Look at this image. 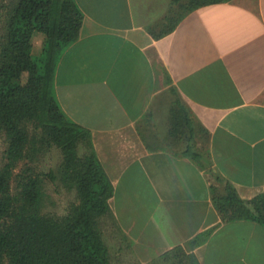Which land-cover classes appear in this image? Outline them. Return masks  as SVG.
Instances as JSON below:
<instances>
[{
	"label": "crops",
	"instance_id": "obj_1",
	"mask_svg": "<svg viewBox=\"0 0 264 264\" xmlns=\"http://www.w3.org/2000/svg\"><path fill=\"white\" fill-rule=\"evenodd\" d=\"M74 2L52 90L112 188L110 263L264 264V225L215 204L264 194V0Z\"/></svg>",
	"mask_w": 264,
	"mask_h": 264
},
{
	"label": "trees",
	"instance_id": "obj_2",
	"mask_svg": "<svg viewBox=\"0 0 264 264\" xmlns=\"http://www.w3.org/2000/svg\"><path fill=\"white\" fill-rule=\"evenodd\" d=\"M8 4L0 41V131L7 139L0 165V264H111L98 218L108 213L112 188L88 133L64 114L52 90L56 56L77 38L82 14L74 0ZM36 32L44 36L37 53ZM52 148L59 162L45 169L39 164ZM47 181L74 193L62 213L44 207ZM215 204L264 225V194L241 200L227 189Z\"/></svg>",
	"mask_w": 264,
	"mask_h": 264
},
{
	"label": "rangeland",
	"instance_id": "obj_3",
	"mask_svg": "<svg viewBox=\"0 0 264 264\" xmlns=\"http://www.w3.org/2000/svg\"><path fill=\"white\" fill-rule=\"evenodd\" d=\"M12 0H0V41H1V33H2V22L3 19L5 18V12L7 10V4L10 5V2ZM38 33V32H36ZM41 48V44L39 47L35 49V52L37 53L39 49ZM6 135L4 132L0 131V165L3 162V151L6 148ZM59 151L57 148H52L48 154H45L40 161V166H43L45 169L48 167L54 168L57 163L59 162ZM22 164V163H21ZM20 164V165H21ZM45 202H44V207L48 208L49 210L55 212V213H62L64 208L69 204L70 201L73 200L74 193L72 190L69 188H66L65 186H59L57 187V190L55 186H53L49 181L46 182L45 186ZM111 252L113 253L114 251V245L111 244ZM115 262L114 258L112 262ZM113 262V263H114ZM175 264V260L173 261ZM157 264H161V260L157 261Z\"/></svg>",
	"mask_w": 264,
	"mask_h": 264
}]
</instances>
